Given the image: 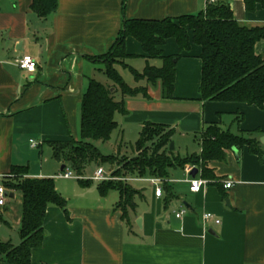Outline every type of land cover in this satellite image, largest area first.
<instances>
[{
	"label": "crops",
	"instance_id": "crops-1",
	"mask_svg": "<svg viewBox=\"0 0 264 264\" xmlns=\"http://www.w3.org/2000/svg\"><path fill=\"white\" fill-rule=\"evenodd\" d=\"M122 1L57 0L56 11L43 18L31 9L32 0H0V182L13 176L14 166L25 168L28 177L52 178L68 213L66 217L59 206H47L44 237L31 250V263L264 264V164L247 146L228 149L223 160L208 163L215 180L203 179L198 168L195 178L205 183L197 192L190 190L193 177L187 168L195 167L190 163L172 169L165 183L160 179V196L150 177L125 178L131 187L133 181L152 187L149 193L132 187L137 193L125 218L117 207L119 192L109 189L102 195L98 189L109 179L111 165L103 169V180L91 178L100 166L91 175L87 166L82 182L76 174L58 175L63 164L52 157L50 142L78 141L81 103L90 80L112 84L100 57L116 40L123 18L161 20L194 14L206 5L205 0H126L122 12ZM225 1L238 22L264 24L259 4L248 12L243 0ZM159 49L163 57L179 54L171 99L163 97L160 79L152 83L133 75L148 66L161 67L162 59L148 57L134 37L125 38L127 56L114 66L124 82L142 93L125 96V111L115 112L114 147L118 140L133 144L146 122L173 128V151L180 157L200 154L199 138L208 124L236 135L258 131L260 141L264 107L201 98L199 45L191 43L180 52L176 40L167 38ZM254 50L264 57V41ZM23 55L36 60L33 72L17 65ZM114 99H122L120 91ZM227 180L230 188H224ZM6 199L0 205V241L18 245L22 193L7 189ZM205 212L220 223L205 221ZM0 264L10 263L0 259Z\"/></svg>",
	"mask_w": 264,
	"mask_h": 264
},
{
	"label": "trees",
	"instance_id": "trees-1",
	"mask_svg": "<svg viewBox=\"0 0 264 264\" xmlns=\"http://www.w3.org/2000/svg\"><path fill=\"white\" fill-rule=\"evenodd\" d=\"M125 1H122V12ZM243 3L248 12H253L257 4L264 8V0H243ZM31 4V9L43 18L54 13L57 8V0H32ZM127 36L139 41L148 57L162 59L161 67L148 66L143 73L133 71V75L136 79L145 78L152 83L160 79L165 99L173 98L174 66L179 54L163 57L159 48L167 38H174L180 52L188 50L191 43L201 47L199 93L202 99L242 102L264 107V57L256 54L254 50L258 41H264V24L246 25L238 22L225 0L207 3L204 10L194 14L161 20L123 18L116 40L108 52L100 57L105 63V73L112 84L104 85L90 80L81 103L78 141L71 139L67 142H50L52 157L61 162L64 169L70 167L74 174L81 177L80 182L83 181L85 168L90 163L111 164L116 160L114 154H102L93 142L109 141L117 127L115 112L125 111L124 97L142 93V89L132 88L124 82L114 66L127 56ZM118 91L122 99L116 101L114 93ZM173 133V128L165 124H143L137 140L130 144L136 154L126 163H122V175L157 177L165 183L172 169L190 163L200 169L203 179L211 181L216 176L208 163L212 160H223L226 150L243 146H247L249 152L257 155L264 164V150L258 140V131L236 135L216 124H208L199 138L200 154L186 157H180L169 149ZM114 172L119 173L120 170ZM12 174L13 179L11 177L4 184L8 190H19L22 193V219L18 229L20 243L13 245L0 241V259L10 264H32L30 252L42 244L47 206H59L68 217L66 200L56 191L52 178L28 177L25 175V168L21 166H14ZM124 182L112 186L104 180L98 189L102 195L109 189H116L120 194V201L131 208L134 206L133 198L137 190L126 180ZM123 217H126L125 211Z\"/></svg>",
	"mask_w": 264,
	"mask_h": 264
},
{
	"label": "rangeland",
	"instance_id": "rangeland-1",
	"mask_svg": "<svg viewBox=\"0 0 264 264\" xmlns=\"http://www.w3.org/2000/svg\"><path fill=\"white\" fill-rule=\"evenodd\" d=\"M106 80V79H104ZM103 80V81H104ZM115 95V93H114ZM173 141V140H172ZM114 143H115V138L113 137L111 140L107 141V142H102V141H95L93 142V144L99 149V151L104 154V155H109V154H114L115 156V161L111 164L109 163H102V164H97V163H90L88 166V170H87V174L91 175L92 172L98 167H102L100 168L102 170L103 173V169L107 170L109 168V166L111 165L112 170L109 176V179L106 180L109 183L112 184V186H116L118 183H125L124 179L126 177H129L127 175H122L123 174V169L121 168L122 163H126V161L134 156V153L136 154V152L134 151V149H132L130 147V143L129 142H119V140L116 143V146L114 147ZM133 143V142H132ZM115 148H118V152H114ZM116 170H120L119 173H115L114 171ZM20 177H22L21 175H19ZM14 177V174L12 176V179ZM134 177V176H133ZM65 185H69V183L67 182H62ZM131 185L133 188L137 189V190H141L142 192H151L152 191V187L150 186L149 183L143 182V181H133L131 182ZM117 207L120 208L121 210L125 211V213L127 214V212L130 210L129 207L124 205L123 201H120L117 204Z\"/></svg>",
	"mask_w": 264,
	"mask_h": 264
},
{
	"label": "built area",
	"instance_id": "built-area-1",
	"mask_svg": "<svg viewBox=\"0 0 264 264\" xmlns=\"http://www.w3.org/2000/svg\"><path fill=\"white\" fill-rule=\"evenodd\" d=\"M218 0H205V3H213L216 2ZM17 65L21 68L24 69L28 72H33L36 69V60L29 56V55H23L21 58H19L17 60ZM187 170L190 172L192 170L191 167H188ZM59 176L65 177V178H70V177H74L75 174L73 173V171L70 169V167H65L64 170H62L61 172H59L58 174ZM92 179L95 180H103L106 179V176L102 173L101 169H97L94 171L93 176L91 177ZM149 181L152 185H154V193L156 196H160L161 194V187L159 186V181L160 179L157 177H150ZM189 183H190V190L193 192H197L200 190L201 186L205 183L204 180H199L196 179L195 177L190 178L189 179ZM5 184H2L0 182V205H4L6 202V187L4 186ZM232 186V181L231 180H227L224 183V188H230ZM183 213V210H180L179 212H177L175 215L176 217H180ZM203 219L205 221H210L212 220L215 223H220V220L218 218H216L213 214H211L210 212H205L203 214Z\"/></svg>",
	"mask_w": 264,
	"mask_h": 264
},
{
	"label": "water",
	"instance_id": "water-1",
	"mask_svg": "<svg viewBox=\"0 0 264 264\" xmlns=\"http://www.w3.org/2000/svg\"><path fill=\"white\" fill-rule=\"evenodd\" d=\"M260 141L264 143V136L260 139ZM169 149L170 150H173L174 149V142L173 141L170 142ZM233 149H235V148H233ZM61 169H64V165L61 166ZM197 172H198V168L197 167H193L192 170H191V172H190V175L192 177H195L196 174H197ZM139 222H140V220L137 221L138 224H139Z\"/></svg>",
	"mask_w": 264,
	"mask_h": 264
}]
</instances>
